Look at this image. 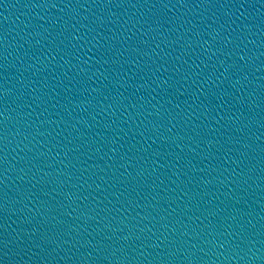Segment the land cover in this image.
<instances>
[{
	"label": "water",
	"instance_id": "obj_1",
	"mask_svg": "<svg viewBox=\"0 0 264 264\" xmlns=\"http://www.w3.org/2000/svg\"><path fill=\"white\" fill-rule=\"evenodd\" d=\"M0 264H264V38L0 99Z\"/></svg>",
	"mask_w": 264,
	"mask_h": 264
}]
</instances>
